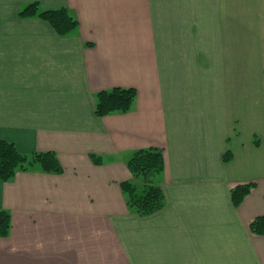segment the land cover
Wrapping results in <instances>:
<instances>
[{
	"label": "crops",
	"instance_id": "0c3cea01",
	"mask_svg": "<svg viewBox=\"0 0 264 264\" xmlns=\"http://www.w3.org/2000/svg\"><path fill=\"white\" fill-rule=\"evenodd\" d=\"M32 2L77 26L20 17ZM113 87L131 108L96 116ZM0 140L63 167L0 180V264H264V0H0ZM149 147L165 204L139 216L120 183Z\"/></svg>",
	"mask_w": 264,
	"mask_h": 264
},
{
	"label": "trees",
	"instance_id": "16d2710c",
	"mask_svg": "<svg viewBox=\"0 0 264 264\" xmlns=\"http://www.w3.org/2000/svg\"><path fill=\"white\" fill-rule=\"evenodd\" d=\"M20 17H39L51 24L59 35L69 33L78 24L77 20L65 7L42 8L38 2H32L19 10ZM136 90L132 87H113L96 93V116L112 112H127L135 99ZM231 157L226 152L224 160ZM133 179H141L138 186L133 180L120 183L126 196V204L139 216H147L160 210L165 204V195L154 178L164 167L162 149L149 147L133 152L127 161ZM37 168L42 172L61 173L63 167L53 151H35L31 154L19 152L12 142L0 140V180L9 181L17 171H31ZM254 183L239 184L230 191L234 206H239ZM250 230L259 235L264 234V215L255 217L249 224ZM10 230V214L0 210V237H5Z\"/></svg>",
	"mask_w": 264,
	"mask_h": 264
}]
</instances>
